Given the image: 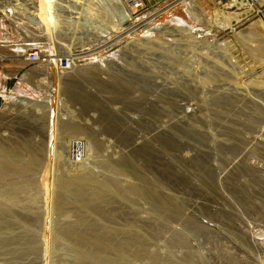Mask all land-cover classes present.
I'll list each match as a JSON object with an SVG mask.
<instances>
[{
	"label": "rangeland",
	"instance_id": "obj_1",
	"mask_svg": "<svg viewBox=\"0 0 264 264\" xmlns=\"http://www.w3.org/2000/svg\"><path fill=\"white\" fill-rule=\"evenodd\" d=\"M141 2L0 0V264H264V16Z\"/></svg>",
	"mask_w": 264,
	"mask_h": 264
},
{
	"label": "built area",
	"instance_id": "obj_2",
	"mask_svg": "<svg viewBox=\"0 0 264 264\" xmlns=\"http://www.w3.org/2000/svg\"><path fill=\"white\" fill-rule=\"evenodd\" d=\"M129 3L136 7H141L142 0H128ZM138 1V2H135ZM217 3H221L226 8H233L237 9L238 5L234 3L235 0H214ZM230 1H233L232 3ZM245 6L249 7L251 11L244 17H246V20H249L250 18L254 16H262L264 14V0H244ZM24 57L26 60H28L31 63H42V64H48L51 66V63L54 64L55 69L59 73H63L67 70H69L72 65L73 61L66 56H62L59 54H46L44 53L38 46H32L29 49H27L24 53ZM83 145V144H82ZM82 149H75L71 146L70 154L71 157L75 160H80L82 155Z\"/></svg>",
	"mask_w": 264,
	"mask_h": 264
},
{
	"label": "bare ground",
	"instance_id": "obj_3",
	"mask_svg": "<svg viewBox=\"0 0 264 264\" xmlns=\"http://www.w3.org/2000/svg\"><path fill=\"white\" fill-rule=\"evenodd\" d=\"M135 2H138V1H135ZM195 3H197L196 1H194ZM231 3L233 2V1H230ZM234 3H236L237 5H238V8L237 9H240V10H242V9H247L248 11H247V13L245 14V15H247L250 11H251V9L249 8V7H246L245 6V2H244V0H235L234 1ZM226 11L227 10H231V8L230 9H228V8H224ZM233 9V8H232ZM34 15V14H33ZM36 15V14H35ZM220 15H222V12H221V9H217L216 8V10H215V16H219V17H217V19H216V23L219 25V26H221V25H223V26H225V25H229V22L227 21V20H225V19H221V17H220ZM264 16V14L261 16V17H263ZM31 18L32 19H36V18H38V16L37 17H35V16H31ZM223 18H224V16H223ZM41 19H43V20H49L50 22L53 20L52 18H44L43 16L41 17ZM122 22H123V19L122 20H118V25H121L122 24ZM38 23V22H37ZM223 23V24H222ZM108 32H109V30H112V28H111V26L109 27V29H106ZM107 31H105V32H107ZM102 35V34H101ZM73 59V58H72ZM47 66V65H46ZM49 66V65H48ZM73 66V65H72ZM68 71V70H67ZM66 72V71H65ZM63 74V73H62ZM81 142V141H80ZM81 146H82V142H81ZM73 147V146H72ZM80 147H77L76 149H79ZM80 149H82V147L80 148ZM75 150V149H74Z\"/></svg>",
	"mask_w": 264,
	"mask_h": 264
}]
</instances>
